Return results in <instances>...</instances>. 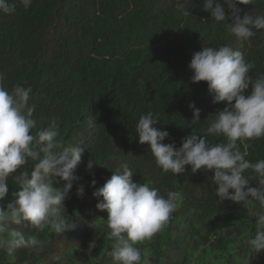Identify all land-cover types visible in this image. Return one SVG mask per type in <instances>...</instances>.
<instances>
[{"label":"trees","instance_id":"16d2710c","mask_svg":"<svg viewBox=\"0 0 264 264\" xmlns=\"http://www.w3.org/2000/svg\"><path fill=\"white\" fill-rule=\"evenodd\" d=\"M203 2L192 0L187 16L178 0H32L28 9L17 3L15 13L0 12V85L31 86L37 128L56 119L60 138L83 148L74 169L80 179L64 201L77 226L64 236L39 234L43 250L20 249L14 259L0 252V264H59L53 257L62 251L66 264H111L108 213L97 209L103 198L93 193L124 160L135 167V181L161 193H181L168 225L140 245L149 264H264V251L252 254L245 244L254 234V218L250 226L241 204L217 201L214 170L192 173L186 166L179 176L163 173L134 129L140 115L152 110L161 117L156 127L170 134L165 143L179 148L193 131L205 136L204 121L226 106L213 103L207 82L190 79L193 54L205 46L230 43L254 63L251 74L264 73V33L237 40L212 20ZM219 2L228 12L224 0ZM239 7L241 16L264 12V0ZM192 102L201 110L199 124L193 123ZM258 158H264V139L249 148V159ZM90 159L97 162L92 170L86 167ZM57 180L54 187L63 189L67 181ZM79 185L83 197L77 195ZM14 190L10 176L5 204Z\"/></svg>","mask_w":264,"mask_h":264},{"label":"clouds","instance_id":"9594fccd","mask_svg":"<svg viewBox=\"0 0 264 264\" xmlns=\"http://www.w3.org/2000/svg\"><path fill=\"white\" fill-rule=\"evenodd\" d=\"M17 3L28 9L32 0H0V12L15 13ZM178 3L184 15L191 14L188 6L192 0ZM224 3L228 12L219 0H204L203 9L211 12L212 20L221 24L227 34L248 41L257 33H264V12L241 16L239 5H255L256 0ZM189 67L192 82H207L213 103L226 102L223 110L204 121L200 131L205 136L201 138L193 131L182 139L179 148L174 141L165 143L170 134L156 127L161 117L152 110L140 115L135 133L139 143L148 144L156 166L165 174H185L186 166H191L192 173L214 170L217 201L229 199L241 204L249 214L250 226L254 218V234L245 238V244L250 253H260L264 251V158L249 159V148L251 142L264 139V73L251 74L254 63L230 43L203 47L193 54ZM32 92L31 86L17 84L9 90L0 85V252L13 259L20 249L43 250L45 241L38 236L46 230L64 236L77 226L67 214L64 201L74 181L80 179L74 169L82 158V143L66 144L60 138L56 119L37 128L35 106L30 104ZM189 107L193 109V123H201V110L194 102ZM217 138H223L222 142L213 143ZM95 163L90 159L87 169L92 170ZM21 166L23 170L17 174ZM113 168L116 172L93 193L103 198L97 209L108 213L107 256L111 264H149L140 245L151 241L168 225L181 193H161L148 182L135 181L137 171L127 160ZM10 176L16 190L5 204ZM57 178L67 181L63 189L54 187ZM253 181L256 186H252ZM84 192V186L79 185L77 195L83 197ZM93 247L95 242L90 243L89 251ZM53 259L66 264L63 251Z\"/></svg>","mask_w":264,"mask_h":264}]
</instances>
